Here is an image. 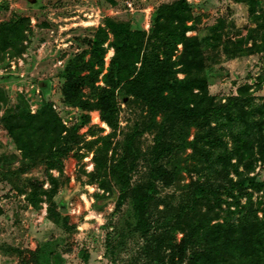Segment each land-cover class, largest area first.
<instances>
[{
    "label": "rangeland",
    "instance_id": "rangeland-1",
    "mask_svg": "<svg viewBox=\"0 0 264 264\" xmlns=\"http://www.w3.org/2000/svg\"><path fill=\"white\" fill-rule=\"evenodd\" d=\"M179 1L183 0H0V27L25 21L17 39L0 35V264H149L134 206L131 202L121 205V192L115 185L103 187L109 179L104 172L101 178H93L96 153L100 147L104 149L103 138L113 131L99 112L74 106V98L63 89V74L73 59L89 53L87 41L94 40L100 29H108L109 23L150 34L161 7ZM184 1L194 18L190 25L195 26L188 36H199L203 42L207 59L203 77L210 94L226 104L238 96L241 87L249 86L255 103L264 106V53L230 59L225 52L226 44L247 39L253 30L259 31L256 38L260 43L264 0ZM113 40L110 34L104 46L107 53L104 74L97 81L100 86H104L103 77L115 56ZM85 59L88 62L91 56L87 54ZM83 99H94L90 88H84ZM117 102L120 127L106 156L101 157L109 164L128 157L126 149L132 143L136 185L149 177L146 158L154 151L158 131L145 107L124 104L121 92ZM47 103L68 130L90 117V122L80 127L78 144L63 158L60 170L50 166L55 160H47L49 137L41 140L40 133L34 136L35 146L43 145L32 158L23 156L14 137L34 134L40 117L32 122L28 114L38 116ZM187 133L192 141L194 130ZM178 152L182 164H194L188 160L192 149ZM258 161L251 176L264 182V161ZM230 173V179L237 181L235 169ZM194 178L195 174L184 172L174 186L159 185V198L179 206L185 187ZM54 183L56 194L51 198L48 192L54 191ZM34 185L41 188L37 206L29 199ZM231 204L225 193L220 205L212 201L213 218L222 221L219 215L222 217ZM182 238L178 233L176 241Z\"/></svg>",
    "mask_w": 264,
    "mask_h": 264
},
{
    "label": "trees",
    "instance_id": "trees-1",
    "mask_svg": "<svg viewBox=\"0 0 264 264\" xmlns=\"http://www.w3.org/2000/svg\"><path fill=\"white\" fill-rule=\"evenodd\" d=\"M193 21L189 4L183 0L161 7L150 34L109 23L108 29H100L94 40L87 41L89 53L76 57L66 67L63 89L74 98V106L99 112L113 131L103 138L104 149L100 147L96 153L93 178H101L104 172L109 179L103 187L115 185L121 192V205L131 202L134 206L149 264H264V182L251 176L258 160L264 161V106L255 103L249 86L241 87L238 96L226 104L218 103L210 94L203 77L207 61L203 42L199 36H188L195 30L194 24L190 25ZM24 22L1 26L0 35L17 39ZM262 31L260 43L256 38L259 31L253 30L249 39L226 44L227 56L234 59L264 53V25ZM110 34L114 36L111 47L115 56L103 77L104 86H100L97 81L104 74V46ZM87 54L91 56L88 62ZM97 61L101 65L97 66ZM180 74L185 77L181 79ZM85 87L92 90L94 99H83ZM118 92L124 104L145 107L158 131L154 151L146 158L149 177L136 185L132 178V143L126 149L128 157L124 155L112 164L101 157L106 156L120 127ZM28 117L32 122L40 117L39 127L29 136L14 135L19 150L25 158H32L43 145L36 147L34 136L40 133L41 140L49 137L47 160H55L50 166L59 170L63 158L78 144L80 127L90 122L86 117L81 126L68 130L48 103L38 116ZM187 130H194L192 141L188 140L190 133L184 134ZM180 149L193 150L188 160L194 164L179 161ZM233 169L237 181L230 179ZM184 172L195 174L197 179L185 187L181 204L173 206L160 199L159 185L174 186ZM54 186V191L48 192L51 198L56 194ZM39 191L40 186L34 185L29 196L35 206L39 204ZM223 193L232 204L222 217L219 215V221L213 218L212 201L220 205ZM205 208L208 211L204 212ZM178 233L183 234L180 242L176 241Z\"/></svg>",
    "mask_w": 264,
    "mask_h": 264
},
{
    "label": "water",
    "instance_id": "water-1",
    "mask_svg": "<svg viewBox=\"0 0 264 264\" xmlns=\"http://www.w3.org/2000/svg\"><path fill=\"white\" fill-rule=\"evenodd\" d=\"M31 1V3H35V0H30ZM42 87H43V85H42Z\"/></svg>",
    "mask_w": 264,
    "mask_h": 264
}]
</instances>
